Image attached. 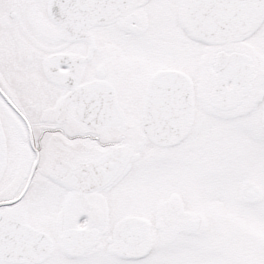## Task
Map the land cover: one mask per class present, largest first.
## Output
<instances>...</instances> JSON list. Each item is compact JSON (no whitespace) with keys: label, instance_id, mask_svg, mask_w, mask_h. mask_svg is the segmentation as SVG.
Wrapping results in <instances>:
<instances>
[{"label":"snow or ice","instance_id":"6c2138e0","mask_svg":"<svg viewBox=\"0 0 264 264\" xmlns=\"http://www.w3.org/2000/svg\"><path fill=\"white\" fill-rule=\"evenodd\" d=\"M0 264H264V0H0Z\"/></svg>","mask_w":264,"mask_h":264}]
</instances>
